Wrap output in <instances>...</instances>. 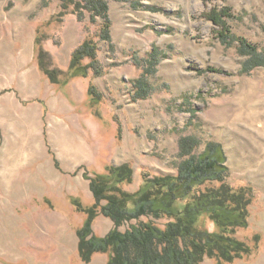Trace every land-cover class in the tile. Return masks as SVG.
<instances>
[{"label":"rangeland","instance_id":"obj_1","mask_svg":"<svg viewBox=\"0 0 264 264\" xmlns=\"http://www.w3.org/2000/svg\"><path fill=\"white\" fill-rule=\"evenodd\" d=\"M109 5L111 45L98 35L102 19L92 22L88 12L83 20L73 12L60 15L59 0H0V150L13 159L23 140L40 138L52 158V194L39 202L42 248L34 264H107L108 253L83 262L75 251L87 214L74 201L95 202L90 177L109 165L130 163L134 181L123 187L131 191L144 172L176 173L179 140L187 135L200 140V153L220 143L230 183L252 188L249 224L237 236L253 251L229 264H264V65L246 71L250 52L240 42L264 55V0ZM214 6L232 8L228 23L238 40L220 38L203 16ZM86 38L98 41L103 73L90 69L86 77L52 83L40 69V50L48 66L66 71ZM139 79L147 83L145 96ZM91 85L99 98L90 94ZM113 226L99 214L93 231L103 236Z\"/></svg>","mask_w":264,"mask_h":264},{"label":"trees","instance_id":"obj_2","mask_svg":"<svg viewBox=\"0 0 264 264\" xmlns=\"http://www.w3.org/2000/svg\"><path fill=\"white\" fill-rule=\"evenodd\" d=\"M59 1L60 15L73 12L83 20L88 12L92 22L102 19L98 35L112 44L109 0ZM232 13L229 6H214L203 16L218 27V36L226 41L238 38L228 23ZM40 42L41 35L37 34L35 43ZM240 42L250 52L244 67L246 71L264 65V55L257 47L244 39ZM98 51V41L84 39L73 51L68 69L63 71L48 66L46 52L40 50V69L54 84L86 77L90 69L95 75H101ZM87 58L90 61L85 63ZM138 84L139 94L145 96L147 83L139 79ZM90 94L96 99L100 97L94 85L90 86ZM199 147L197 137L182 136L179 140L181 161L176 173L151 175L144 172L142 183L135 191L123 187L134 181V168L128 162L109 165L106 173L90 177L95 202L84 206L74 201L77 208L87 214L77 230L81 260L90 262L101 252L109 255L107 264H201L207 257L215 258L217 264H229L251 254L253 246L239 238L237 231L249 224L252 188L235 187L230 183V168L224 161L226 156L220 143H208L202 153L198 152ZM99 214L114 223L103 236L93 231ZM134 220L136 222L126 230L121 229Z\"/></svg>","mask_w":264,"mask_h":264},{"label":"crops","instance_id":"obj_3","mask_svg":"<svg viewBox=\"0 0 264 264\" xmlns=\"http://www.w3.org/2000/svg\"><path fill=\"white\" fill-rule=\"evenodd\" d=\"M21 144L13 159L0 150V264L36 263L42 248L39 202L52 194V158L46 144L40 138ZM75 242L76 251L79 239Z\"/></svg>","mask_w":264,"mask_h":264}]
</instances>
